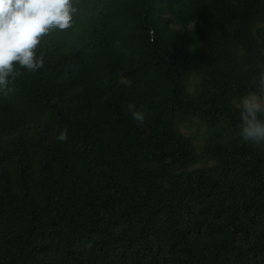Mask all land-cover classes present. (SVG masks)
<instances>
[{"label":"trees","instance_id":"16d2710c","mask_svg":"<svg viewBox=\"0 0 264 264\" xmlns=\"http://www.w3.org/2000/svg\"><path fill=\"white\" fill-rule=\"evenodd\" d=\"M74 6L0 93V264H264V145L236 106L264 67V0Z\"/></svg>","mask_w":264,"mask_h":264},{"label":"clouds","instance_id":"9594fccd","mask_svg":"<svg viewBox=\"0 0 264 264\" xmlns=\"http://www.w3.org/2000/svg\"><path fill=\"white\" fill-rule=\"evenodd\" d=\"M76 12L74 0H0V93L14 91L8 85L10 77L14 80L20 74L17 65L33 72L43 67V55L36 54L41 39L53 30L71 28ZM119 83L132 85L123 75ZM237 107L242 122L240 137L253 145H264V67L255 90L242 95ZM128 111L139 124L145 122V112L134 104H128ZM67 138L65 128L57 139Z\"/></svg>","mask_w":264,"mask_h":264},{"label":"rangeland","instance_id":"374dc122","mask_svg":"<svg viewBox=\"0 0 264 264\" xmlns=\"http://www.w3.org/2000/svg\"><path fill=\"white\" fill-rule=\"evenodd\" d=\"M260 25L264 26V23H261ZM197 81H198L197 78L191 77L188 85L189 89H192V86ZM237 103L238 101L236 102V106ZM179 129L183 134L192 138L196 151L200 152L203 142L210 132V128L206 125V123L197 117H191L189 120L185 121L184 123L179 124ZM212 163L213 162L211 160L203 158L193 167H199L202 165H211Z\"/></svg>","mask_w":264,"mask_h":264}]
</instances>
